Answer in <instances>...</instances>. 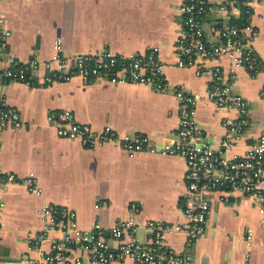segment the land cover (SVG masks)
<instances>
[{"label": "crops", "instance_id": "obj_1", "mask_svg": "<svg viewBox=\"0 0 264 264\" xmlns=\"http://www.w3.org/2000/svg\"><path fill=\"white\" fill-rule=\"evenodd\" d=\"M224 0H210L211 9L203 21L208 43L216 42V27L232 19L221 10ZM184 0H3L0 16L11 37L2 52V67H29L39 62L31 74L40 81L56 69V45L73 65L77 55L86 52L129 55L148 46H158L165 64L167 92L146 85L113 84L100 81L87 84L80 77L50 86L32 87L8 82L0 75V108L18 110L22 127H0V176L13 174V182H0L2 226L0 264H33L41 253L51 250L53 239L36 242L45 220L42 208L62 206L73 210L82 229L99 221L104 237L111 241V229L121 219L135 217L163 222L184 220L189 197L187 164L180 156L152 150L129 153L109 142L95 148L79 140L58 136L49 125V113L68 110L72 118L97 130L111 126L121 135H149L155 140L174 138L180 103L174 95L182 86L199 97L196 120L203 131L202 142L212 145L216 159L234 158L264 134V64L253 75L246 69H233L228 57L218 63L233 93L248 104V125L231 132V147L223 142L229 131L223 126L235 111L218 109L206 97L210 83L206 73L178 66L176 40L184 24ZM255 32L253 47L264 52V0H256L251 16ZM45 63L52 64L47 68ZM28 68V69H29ZM3 78H2V77ZM32 177L36 190L26 183ZM209 227L197 241L170 233L168 245L198 264H264V214L242 190L209 191ZM138 210L134 211L132 205ZM137 240L152 238L149 229L140 228ZM8 258V259H7ZM9 260V261H8ZM85 264H95L85 262ZM111 264H132L130 261Z\"/></svg>", "mask_w": 264, "mask_h": 264}, {"label": "built area", "instance_id": "obj_2", "mask_svg": "<svg viewBox=\"0 0 264 264\" xmlns=\"http://www.w3.org/2000/svg\"><path fill=\"white\" fill-rule=\"evenodd\" d=\"M255 1H223L220 10L232 22L215 28V44L207 42L203 26L204 17L211 9L210 0H184L181 8L185 18L175 44L179 56L178 66L192 68L197 75H203L209 68L208 65L214 64L208 70L211 79L206 97L218 109L235 111L234 117H227L223 122V126L229 131L223 142L227 148L232 146L231 132L241 131L248 125V104L225 83L226 77L218 62L228 57L233 69L243 68L252 75L264 64V52L259 54L252 44L255 32L251 31V16ZM4 23L0 16V75L8 82L42 87L80 77L87 84L100 81L113 84L133 83L149 86L157 92L168 91L165 64L161 60L158 46H148L143 51L129 55L90 51L77 55L71 66L63 57L62 47L58 44L57 55L53 60L54 64H58L57 68L51 69L41 81L30 72L31 69L38 68L37 61L31 62L30 68L2 67V52L11 37V32L5 28ZM45 66L51 68L52 64L45 63ZM174 95L180 103L174 138L155 140L149 135H121L111 126L97 130L89 124L75 121L68 110L49 113L47 120L58 136L79 140L88 148L112 142L129 153L150 149L163 155L182 157L187 164L189 190L184 207V220L172 223L151 219L139 221L134 215L129 219L119 220L112 227V240L109 241L104 237V228L99 221L90 229H82L73 210L46 205L41 210L45 225L42 233L35 236L36 242L48 240L52 231H58L61 235L53 239L51 250L42 252L33 264H111L126 261L132 264H198L196 258L186 257L171 248L166 237L170 233H178L193 242L204 235L209 227L212 210L206 198L209 191L242 190L264 214V134L248 146L246 153L217 160L214 147L202 142L203 131L196 120L199 97L191 95L182 86L175 88ZM22 125L18 110L5 106L0 108V127L20 128ZM15 179L13 174L0 176V182L3 183L13 182ZM25 183L36 190L32 177L27 178ZM3 207L4 202L0 199V227ZM132 209L137 211L138 206L133 204ZM140 228L152 232L149 242L142 243L137 240L136 235Z\"/></svg>", "mask_w": 264, "mask_h": 264}, {"label": "water", "instance_id": "obj_3", "mask_svg": "<svg viewBox=\"0 0 264 264\" xmlns=\"http://www.w3.org/2000/svg\"><path fill=\"white\" fill-rule=\"evenodd\" d=\"M2 77V76H1ZM3 78V77H2ZM2 257H4V256H2ZM1 256H0V262H6L7 260H6V258H2ZM8 259V258H7ZM9 261V260H8Z\"/></svg>", "mask_w": 264, "mask_h": 264}]
</instances>
